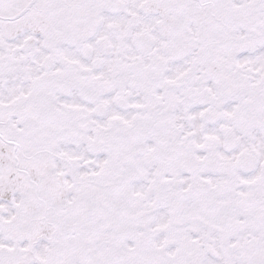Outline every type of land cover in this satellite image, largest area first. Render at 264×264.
Wrapping results in <instances>:
<instances>
[{
	"label": "snow or ice",
	"instance_id": "1",
	"mask_svg": "<svg viewBox=\"0 0 264 264\" xmlns=\"http://www.w3.org/2000/svg\"><path fill=\"white\" fill-rule=\"evenodd\" d=\"M0 264H264V0H0Z\"/></svg>",
	"mask_w": 264,
	"mask_h": 264
}]
</instances>
